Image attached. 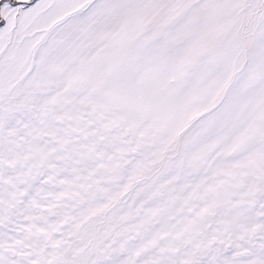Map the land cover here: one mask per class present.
Returning a JSON list of instances; mask_svg holds the SVG:
<instances>
[{
    "label": "snow or ice",
    "instance_id": "obj_1",
    "mask_svg": "<svg viewBox=\"0 0 264 264\" xmlns=\"http://www.w3.org/2000/svg\"><path fill=\"white\" fill-rule=\"evenodd\" d=\"M0 264H264V0H0Z\"/></svg>",
    "mask_w": 264,
    "mask_h": 264
}]
</instances>
